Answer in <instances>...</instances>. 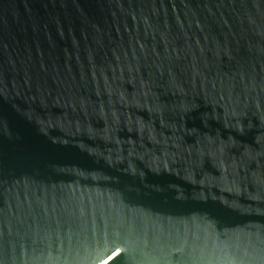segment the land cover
Listing matches in <instances>:
<instances>
[{
    "label": "water",
    "instance_id": "1",
    "mask_svg": "<svg viewBox=\"0 0 264 264\" xmlns=\"http://www.w3.org/2000/svg\"><path fill=\"white\" fill-rule=\"evenodd\" d=\"M0 264H264V0H0Z\"/></svg>",
    "mask_w": 264,
    "mask_h": 264
}]
</instances>
